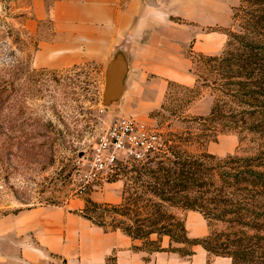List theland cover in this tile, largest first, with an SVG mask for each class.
<instances>
[{
	"label": "trees",
	"instance_id": "trees-1",
	"mask_svg": "<svg viewBox=\"0 0 264 264\" xmlns=\"http://www.w3.org/2000/svg\"><path fill=\"white\" fill-rule=\"evenodd\" d=\"M232 21L221 53L196 54L195 60L190 51L193 65H200L191 69L195 84L171 83L161 107L173 114L176 107L188 108L210 92L214 100L209 115L184 118L197 124V131L169 134L164 148L145 163L120 167L112 180L124 182L119 204L87 199L79 213L105 233L121 232L140 242L133 246L135 252L186 258L200 246L207 264L215 258L264 264V0H242ZM173 89L184 91L181 98L174 94L176 106L168 99ZM6 92L0 85L1 153L28 146L21 136L5 132ZM226 134L237 135L240 150H245L220 159L207 147ZM191 211L207 223L208 234L201 239L189 238L183 216Z\"/></svg>",
	"mask_w": 264,
	"mask_h": 264
},
{
	"label": "crops",
	"instance_id": "crops-1",
	"mask_svg": "<svg viewBox=\"0 0 264 264\" xmlns=\"http://www.w3.org/2000/svg\"><path fill=\"white\" fill-rule=\"evenodd\" d=\"M152 3L154 6L147 0H55L47 8L43 1H34L23 25L26 33L38 34L40 23L46 20L52 26L51 39L39 42L34 66L65 71L82 62H94L104 73L122 54L128 72L118 103L124 101L123 114L144 121L160 109L170 82L195 84L188 48L216 55L219 44H226L222 34L203 33V11L194 0L190 4L186 0ZM218 8V4H206L205 26L218 24ZM122 193L123 181H116L88 197L99 204H118ZM84 205L80 201L76 209ZM140 245L121 232L105 233L64 208L34 207L0 216V264H44L49 255L67 264H107L113 254L116 264H146V255L132 249ZM216 260L231 264L229 259Z\"/></svg>",
	"mask_w": 264,
	"mask_h": 264
},
{
	"label": "rangeland",
	"instance_id": "rangeland-1",
	"mask_svg": "<svg viewBox=\"0 0 264 264\" xmlns=\"http://www.w3.org/2000/svg\"><path fill=\"white\" fill-rule=\"evenodd\" d=\"M34 1L37 0H0V85L7 89L4 117L8 124L5 132L9 136H21L22 141L28 145L22 151L14 147L0 152V216L42 207L64 208L65 211L82 218L79 213L85 205L77 210L78 204L80 201H85L86 204V200L90 199L88 195L98 192L103 186L90 188L81 197L77 192L79 172L87 169V162L99 138L115 121L126 116L122 113L124 101L113 105L117 107L103 105L104 73L102 67L94 62H82L65 71L34 66L35 43L49 41L52 35L49 20L40 23L38 34L29 36L26 33L23 25L33 9ZM41 1L49 8L55 0ZM241 1L194 0L203 11V33L222 34L226 37V42L225 31L233 24V9ZM191 2L192 0H186V4ZM206 4L219 6L218 24L212 27L204 25L208 21ZM224 44H219L217 54L221 53ZM190 51L194 53L188 48L189 58ZM196 54L198 53L191 54L195 60ZM196 64L192 66L194 70L200 66ZM192 76L197 79L193 73ZM171 83L175 82L169 83L166 95L170 91ZM174 94L181 98L184 91L171 90L169 104H176L173 101ZM210 94L206 92L188 108L176 107L173 114L161 110L166 102L165 95L160 109L151 112L142 122L158 131L164 148L169 134L197 131V124L186 123L184 118L190 120L208 116L214 100ZM159 111H162L160 115ZM30 144L35 151H29L32 148ZM239 146L237 135L226 134L221 135L207 148L210 154L224 159L230 155L241 154L245 147L240 150ZM183 217L189 238L201 239L208 234L207 223L200 213L186 212ZM167 245L168 240L165 239L163 247L166 248ZM193 251L194 255L186 258L166 252L152 255L144 252V262L207 264V253L200 246ZM114 255L107 260V264H116ZM48 258L44 264H67L50 255ZM209 264H220V261L215 258Z\"/></svg>",
	"mask_w": 264,
	"mask_h": 264
},
{
	"label": "built area",
	"instance_id": "built-area-1",
	"mask_svg": "<svg viewBox=\"0 0 264 264\" xmlns=\"http://www.w3.org/2000/svg\"><path fill=\"white\" fill-rule=\"evenodd\" d=\"M158 131L132 116L120 117L100 138L92 150L87 169L79 172L78 194L112 182L120 167L145 163L162 149Z\"/></svg>",
	"mask_w": 264,
	"mask_h": 264
},
{
	"label": "water",
	"instance_id": "water-1",
	"mask_svg": "<svg viewBox=\"0 0 264 264\" xmlns=\"http://www.w3.org/2000/svg\"><path fill=\"white\" fill-rule=\"evenodd\" d=\"M154 6L152 0H147ZM128 72L127 63L122 54H118L106 67L104 72L103 105L110 107L118 103L124 93V82Z\"/></svg>",
	"mask_w": 264,
	"mask_h": 264
}]
</instances>
